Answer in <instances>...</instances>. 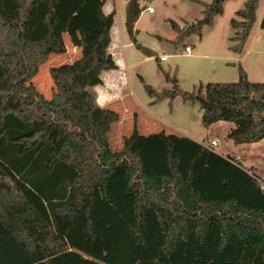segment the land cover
Masks as SVG:
<instances>
[{"label": "trees", "instance_id": "trees-1", "mask_svg": "<svg viewBox=\"0 0 264 264\" xmlns=\"http://www.w3.org/2000/svg\"><path fill=\"white\" fill-rule=\"evenodd\" d=\"M87 1L0 0V264H264V182L238 159L187 136L140 134L135 125L120 149L110 148L120 116L89 91L116 68L108 50L114 11L104 14L103 0L97 27L77 29L80 57L49 68L50 97L32 82L50 54L66 52L57 27ZM225 1L203 3L202 17L185 27L170 21L176 41L200 35ZM257 5L245 0L230 19L235 52ZM140 12L139 0L127 1L134 43ZM165 78L171 90L145 89L197 102L204 127L232 122L234 144L264 138V82L248 80L240 65L235 82L196 92Z\"/></svg>", "mask_w": 264, "mask_h": 264}, {"label": "rangeland", "instance_id": "rangeland-1", "mask_svg": "<svg viewBox=\"0 0 264 264\" xmlns=\"http://www.w3.org/2000/svg\"><path fill=\"white\" fill-rule=\"evenodd\" d=\"M106 1L114 6L117 25L124 19L128 0ZM210 1L139 0L141 12L134 24L136 42L131 40L127 31L123 34L121 56L125 62V96L117 103L123 121L119 119L111 125L108 132L109 146L112 150L120 149L123 139L131 134L133 126L138 123L139 131L145 134L163 131L194 138L218 154L238 159L247 170L264 182V138L257 142L234 144L227 138L228 132L234 127L232 122L218 121L204 127L197 102L180 95L157 99L145 89V85H149L156 93L171 90L173 83L166 80L165 74L171 79L175 78L178 88L185 92H196L200 84L203 86L208 82H235L238 65L246 72L248 80L264 82V28L260 27L264 0H258L254 23L240 53L230 49L235 44L230 40L235 35L230 19L235 17L234 12L242 8L245 0H226L222 13L214 16L210 26H203L200 35L190 34L182 41H176L177 33L171 28L170 21L185 27L202 17L203 3ZM80 2L78 0V4ZM97 5L98 0L87 1L86 7L77 11L79 15L71 23L63 21L58 25L57 29L62 33L69 51L50 54L47 62L32 78V82L45 97H50L53 87L49 68L69 64L81 55L77 29L83 27L90 30L93 26L97 27ZM146 7H151L152 12H148ZM75 13H72V17ZM58 14L64 20L60 9ZM186 45L191 46L189 54L184 53ZM161 55H166V60H158ZM235 58H238L237 61ZM132 110L137 112V116H124V112ZM146 121L149 122L145 124ZM212 140L216 144H210Z\"/></svg>", "mask_w": 264, "mask_h": 264}, {"label": "crops", "instance_id": "crops-1", "mask_svg": "<svg viewBox=\"0 0 264 264\" xmlns=\"http://www.w3.org/2000/svg\"><path fill=\"white\" fill-rule=\"evenodd\" d=\"M103 1H104V4L102 7V10H103L104 14H109L113 11L115 14V9H114L113 4H111V2L106 1V0H103ZM194 1H198L201 3L203 2V0H194ZM205 3H208V2H205ZM125 8H126V6H125ZM125 31H126L125 16H124L123 21L120 20L117 23V25L115 24V16H114L113 17V24H112L111 29H110L111 41H110L108 50L114 58L116 68L112 69V70L102 71L101 75H100L102 83L98 84L94 87L89 88V91L95 96L96 104L99 107L110 108V109L116 111L119 114L121 121H123L122 120L123 115L120 114V112L118 111L117 107L119 105L117 103L119 101H121L122 98L125 96L124 88H123V84H124L123 67L125 68V62L123 60V56H121L123 54L122 47L124 44H122V42H123V34ZM134 37H135V35H134ZM68 49L69 48L66 47L65 53H67L69 51ZM240 52H238V53H240ZM237 59L238 58H235V61H237ZM229 61H231V60H229ZM227 63L233 64V62H227ZM124 113H125L124 116H126V117H130L133 115L137 116V112L133 111V110L131 112H124ZM148 122L149 121H146L145 124H147ZM135 126H136V128L140 134H145V133H142L139 131V124L138 123H137V125L135 124ZM192 139H194V138H192ZM194 140H196V139H194ZM220 155H222V154H220Z\"/></svg>", "mask_w": 264, "mask_h": 264}, {"label": "built area", "instance_id": "built-area-1", "mask_svg": "<svg viewBox=\"0 0 264 264\" xmlns=\"http://www.w3.org/2000/svg\"><path fill=\"white\" fill-rule=\"evenodd\" d=\"M146 10L148 12H152V8L151 7H146ZM190 52H191V46L190 45H186L184 47V53L185 54H189ZM158 59L160 61L166 60V55H161V56L158 57ZM210 144H216V142L212 140Z\"/></svg>", "mask_w": 264, "mask_h": 264}]
</instances>
